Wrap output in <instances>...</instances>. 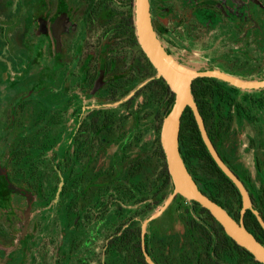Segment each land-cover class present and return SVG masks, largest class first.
I'll list each match as a JSON object with an SVG mask.
<instances>
[{"label": "flooded vegetation", "instance_id": "1", "mask_svg": "<svg viewBox=\"0 0 264 264\" xmlns=\"http://www.w3.org/2000/svg\"><path fill=\"white\" fill-rule=\"evenodd\" d=\"M149 4L156 37L179 64L264 80V0ZM0 17L13 26L7 35L0 25V264H138L134 245L140 243L144 256L142 226L153 215L141 220L139 183L115 186L120 195L112 199L110 185L93 183L95 175L108 177L121 145L127 144L133 160L143 147L155 146L154 113L175 101L139 43L135 0H0ZM150 130L155 138L144 142ZM47 143L56 145L48 155ZM250 150L255 176L247 170L246 189L264 221V204L261 214L254 202L264 184V155ZM134 174L139 177L138 168ZM47 176L54 184H47ZM52 189L56 195L48 200ZM127 189L134 203L126 202ZM154 221L147 225L145 247L157 264L147 250V238L156 249L158 237L148 232ZM167 237L190 245L186 233ZM115 242L119 247L113 248ZM197 255L204 264L201 245Z\"/></svg>", "mask_w": 264, "mask_h": 264}, {"label": "trees", "instance_id": "2", "mask_svg": "<svg viewBox=\"0 0 264 264\" xmlns=\"http://www.w3.org/2000/svg\"><path fill=\"white\" fill-rule=\"evenodd\" d=\"M192 94L199 108L201 116L208 132V135L219 153L222 160L231 168V170L240 178L245 188H249V176L247 170L242 166L235 164L236 151L228 147V143L234 137L242 134L246 126L253 131L249 136L248 148L254 149L259 156L264 155V89L260 91L242 92L240 89L230 84L216 79H197L192 83ZM174 97V96H173ZM157 100H160L158 92ZM173 107V101L166 112L160 110L154 113L157 121V139L156 145L151 149L142 148L138 159H130L128 151L125 148L127 144L121 145L117 159L112 161L111 172L107 178L102 175L93 176V183L104 186L110 185V198L120 195V189L115 188L118 185H131L135 187L140 185V215L141 220H145L154 214L173 192V183L168 172L166 157L160 142V132L164 118L169 114ZM94 117L102 118V112L94 113ZM115 119L111 113L110 120ZM111 125L110 143H114L117 134L112 132ZM49 132V129L47 130ZM53 131V130H52ZM143 133L144 127L141 128ZM101 135V134H100ZM154 145V144H153ZM56 149L55 143L46 144V154ZM179 150L189 173L197 183L199 189L211 200L223 207L237 222L240 220V211L242 208V198L232 181L217 166L208 152L198 126L196 124L193 112L187 108L181 119V130L179 137ZM67 153L65 158L67 170L70 168V156ZM260 158V157H259ZM258 158V159H259ZM51 161L50 158H46ZM260 160V159H259ZM48 164H52L49 162ZM51 166L48 165L47 168ZM54 168V166L52 167ZM139 169V177L134 174ZM129 170L132 174H129ZM122 174L125 176V182L122 181ZM47 184H54L53 177H46ZM261 180L263 177L261 176ZM66 199L70 200V175L66 176ZM131 181V182H130ZM129 189L124 190L126 202L134 203L133 192L128 200ZM56 189L48 192L49 199L54 198ZM102 194L108 192L101 190ZM256 192L254 199L258 210L262 214L264 202V184ZM59 193L57 194L58 197ZM180 197V196H179ZM182 198V197H180ZM57 198L55 199V201ZM193 203V213L188 211L186 218H183V224L186 228V237L190 245L181 247L177 243L178 238L161 237L156 239V249L152 250L147 238V250L151 252L153 260L157 264H200L198 260L199 245L203 248L205 260L204 264H260L256 262L253 256L245 249L238 246L229 238L222 226L211 216V214L197 203ZM68 209V208H67ZM200 215L198 218L195 216ZM245 227L256 236L254 230H258L261 238L257 239L264 245V231L251 212H247L244 218ZM128 239V237L126 238ZM126 240V246L132 244ZM120 242H115L113 248L119 247ZM133 248V247H132ZM137 257H132L138 264H147L140 249V243L134 245ZM111 259H117V254L110 253ZM138 260V261H137Z\"/></svg>", "mask_w": 264, "mask_h": 264}, {"label": "water", "instance_id": "3", "mask_svg": "<svg viewBox=\"0 0 264 264\" xmlns=\"http://www.w3.org/2000/svg\"><path fill=\"white\" fill-rule=\"evenodd\" d=\"M136 27L139 43L157 70L158 77L163 78L175 95L174 105L164 118L160 142L166 157L168 172L173 183V192L164 204L142 226V248L148 264H155L145 247L147 225L160 218L174 200L180 196L190 202L197 203L206 209L211 216L222 226L225 234L238 246L248 251L256 261L264 264V246L245 227L244 218L248 210H252L258 222L264 229V221L257 211L253 210L251 198L240 178L222 160L213 145L199 108L192 94V83L197 79H216L226 82L241 90H262L264 80H243L219 70L196 71L179 64L166 53L153 30L149 0H135ZM187 108L193 112L201 138L212 159L223 173L232 181L242 198L240 220L237 222L231 215L216 202L205 195L189 173L179 150L181 119Z\"/></svg>", "mask_w": 264, "mask_h": 264}, {"label": "rangeland", "instance_id": "4", "mask_svg": "<svg viewBox=\"0 0 264 264\" xmlns=\"http://www.w3.org/2000/svg\"><path fill=\"white\" fill-rule=\"evenodd\" d=\"M0 25L5 29V33L9 35L12 31L13 26L12 22H8L7 18L0 17ZM2 28H0L1 30ZM1 36V35H0ZM185 66V65H184ZM201 65H186L187 68L198 71ZM35 112L39 111L37 105L32 107ZM129 126V125H128ZM252 135V131L249 127L246 126V129L242 132L241 135L234 137L228 143V147L236 151L234 160L235 164L242 166L245 170H248L249 173L254 177L255 169L253 163V152L248 148L249 136ZM155 138L154 130H150L145 134L143 139L144 142H151ZM188 211L193 213V205L186 204V199L176 198L170 207L164 212V214L155 220L148 232L152 237H167V235H181L186 233V228L183 224V218H186ZM197 216V214L195 215ZM198 218L200 215L197 216Z\"/></svg>", "mask_w": 264, "mask_h": 264}, {"label": "built area", "instance_id": "5", "mask_svg": "<svg viewBox=\"0 0 264 264\" xmlns=\"http://www.w3.org/2000/svg\"><path fill=\"white\" fill-rule=\"evenodd\" d=\"M186 204H189V205H193V203L192 202H190V201H188V200H186Z\"/></svg>", "mask_w": 264, "mask_h": 264}]
</instances>
